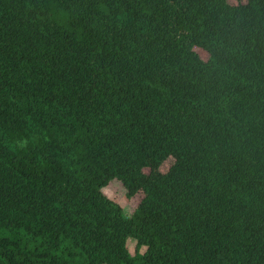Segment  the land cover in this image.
Listing matches in <instances>:
<instances>
[{"label": "trees", "instance_id": "1", "mask_svg": "<svg viewBox=\"0 0 264 264\" xmlns=\"http://www.w3.org/2000/svg\"><path fill=\"white\" fill-rule=\"evenodd\" d=\"M0 264H264V0H0Z\"/></svg>", "mask_w": 264, "mask_h": 264}, {"label": "rangeland", "instance_id": "2", "mask_svg": "<svg viewBox=\"0 0 264 264\" xmlns=\"http://www.w3.org/2000/svg\"><path fill=\"white\" fill-rule=\"evenodd\" d=\"M231 2L235 3L236 0H230ZM103 191L106 195L110 198L114 199L115 201L119 202L127 215H130L133 207L130 203V199L128 198L126 192V188L124 187L123 183L118 179H113L108 186L103 188ZM137 240L135 238L130 237L128 239V245L130 248L131 253H135ZM146 247H142L141 251L144 252Z\"/></svg>", "mask_w": 264, "mask_h": 264}]
</instances>
